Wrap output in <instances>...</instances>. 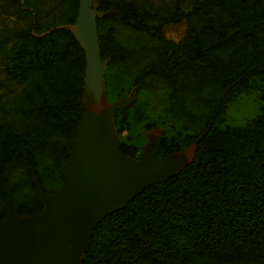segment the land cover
<instances>
[{"label":"trees","instance_id":"trees-1","mask_svg":"<svg viewBox=\"0 0 264 264\" xmlns=\"http://www.w3.org/2000/svg\"><path fill=\"white\" fill-rule=\"evenodd\" d=\"M11 1L16 23L0 38V218L10 202L18 218L43 211L33 177L45 192L59 188L88 96L85 53L69 25L79 0ZM184 1L91 0L103 65L128 71L148 50L130 73L132 85L153 90L161 83L165 110L192 123L188 143L160 137L155 157L199 140L175 173L97 222L78 264L264 260V113L220 124L241 86L254 76L264 82V0ZM178 23L181 36L168 37L166 27ZM114 24L153 42L127 46ZM135 151L118 142V153ZM15 166L22 175L12 180Z\"/></svg>","mask_w":264,"mask_h":264},{"label":"rangeland","instance_id":"rangeland-1","mask_svg":"<svg viewBox=\"0 0 264 264\" xmlns=\"http://www.w3.org/2000/svg\"><path fill=\"white\" fill-rule=\"evenodd\" d=\"M49 3L55 4L59 0H47ZM158 2V0H153ZM188 2V0H185ZM12 8L11 0H0V38L6 31L7 27H11L16 23V17L10 13ZM90 29L88 41L94 47L95 33L93 14L90 11ZM115 37L127 46H148L153 40L145 33L136 31L130 27L114 24ZM183 23L168 25L166 27V35L173 39H178L183 32ZM150 52L145 50L138 56V59L131 61L128 65V71H123L113 64H105L102 66V80L107 104L111 105V112L107 108L105 113V122L107 129V158L108 163L112 165L116 157V142H125L136 148V151L129 156L143 160L149 166L150 176H156L163 170L176 154L182 151L191 152L194 142L187 144L182 151L171 153L166 156L155 158L151 157L154 152L155 142L160 137H165L168 141L171 137L176 141L188 143L187 134L192 131V123L190 120H180L165 110V93L164 86L157 83L156 89L145 90L135 89L131 83L130 73H133L137 63L142 62L150 57ZM264 113V82L257 76L250 78L237 91L235 96L230 99L225 106V118L220 123L224 124H243L251 117ZM124 116L125 120H121ZM118 128L119 131L117 130ZM152 151V152H151ZM83 149V142L80 139L71 154V166L66 173L67 186L65 194L62 198V205L57 214L55 223L50 230L35 245L36 253L39 255L47 251L59 241L83 219H85L92 205L93 188L87 179V173L84 165V157L86 156ZM44 160H48L46 156ZM167 160V161H166ZM177 160L171 171L179 165ZM112 175V170H110ZM22 175L21 167L15 166L11 169L10 179L14 180ZM117 189L131 184V181L122 183L111 177ZM57 182V180H54ZM54 190V189H53ZM36 192V189H35ZM15 206V205H14ZM15 218H18L15 215ZM4 218H0V223H4ZM27 259L23 257L14 258L10 261L1 262L0 264H25ZM197 264V263H196ZM250 264H264V260L256 261Z\"/></svg>","mask_w":264,"mask_h":264},{"label":"water","instance_id":"water-1","mask_svg":"<svg viewBox=\"0 0 264 264\" xmlns=\"http://www.w3.org/2000/svg\"><path fill=\"white\" fill-rule=\"evenodd\" d=\"M88 6L93 14L95 50L83 30L84 14ZM69 25L85 53L88 89L85 113L79 123L77 136L69 155L76 143L82 139L86 155L84 165L87 179L93 188L92 205L85 219L73 227L61 241L38 255L34 250L36 249L35 245L55 223L62 205V198L67 186L66 173L71 166V160H69L66 167H62V180L59 188L51 192H45L43 185L33 177L36 194L45 203V207L38 214L15 218V206L10 202L5 211L6 220L4 223H0V263L23 257L27 259L25 264H78L79 255L87 246L89 235L97 222L113 209L123 205L143 186L175 173L188 161L195 143L199 140L197 139L192 144L189 154L186 153L188 152L186 150L176 154L156 176L149 175L150 168L143 160L118 153L117 142L116 157L110 165L107 158L105 113L107 108L109 113L111 112V105L107 104L105 98L102 80L103 62L97 47L95 13L91 9V0H79L75 22ZM170 155L171 153L167 154L166 157L168 158ZM151 157L156 158L154 152L148 158L151 160ZM177 160H180L178 167L175 171H171L170 167ZM110 170H112V175ZM113 176L120 183L124 181H131L132 183L117 189L115 181L113 182L111 179Z\"/></svg>","mask_w":264,"mask_h":264},{"label":"bare ground","instance_id":"bare-ground-1","mask_svg":"<svg viewBox=\"0 0 264 264\" xmlns=\"http://www.w3.org/2000/svg\"><path fill=\"white\" fill-rule=\"evenodd\" d=\"M92 8V7H91ZM90 7L88 6L85 14H84V22H83V27H84V34L85 36H89V29H90V20H91V17H90ZM88 39V38H87ZM90 43V42H89ZM91 44V43H90ZM94 44H96V41H94ZM92 45V44H91ZM93 47V46H92ZM94 50L96 49V45L93 47Z\"/></svg>","mask_w":264,"mask_h":264}]
</instances>
